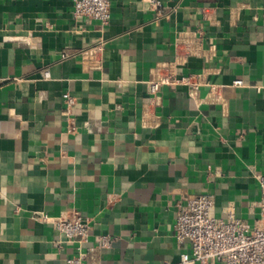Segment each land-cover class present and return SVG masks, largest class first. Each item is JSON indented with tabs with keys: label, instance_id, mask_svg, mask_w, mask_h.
I'll use <instances>...</instances> for the list:
<instances>
[{
	"label": "crops",
	"instance_id": "obj_1",
	"mask_svg": "<svg viewBox=\"0 0 264 264\" xmlns=\"http://www.w3.org/2000/svg\"><path fill=\"white\" fill-rule=\"evenodd\" d=\"M110 1L102 27L75 19L73 0H0V264L76 255L41 213L91 220L84 250L112 239L87 264H179L175 224L192 196L213 197L217 218L259 219L264 0H162V16ZM97 46L91 67L83 52ZM160 66L199 88L152 93Z\"/></svg>",
	"mask_w": 264,
	"mask_h": 264
},
{
	"label": "built area",
	"instance_id": "obj_2",
	"mask_svg": "<svg viewBox=\"0 0 264 264\" xmlns=\"http://www.w3.org/2000/svg\"><path fill=\"white\" fill-rule=\"evenodd\" d=\"M159 16L164 11L162 0H147ZM75 19L97 21L102 27L109 25L111 20L110 0H73ZM100 46L83 52V58L91 67L98 66L95 57ZM184 57L177 52V58H186L192 53V47L184 48ZM165 67L157 69L156 77L149 82L151 92L156 94L164 86L185 84L196 91L200 82L196 76L178 78L174 73L161 74ZM169 69H171L169 67ZM171 71V70H170ZM48 77V73H45ZM236 87L244 86L243 80H235ZM69 108L75 105L70 94L64 95ZM261 190L259 202L260 216L254 226L239 219L233 208L227 210L226 218L216 217V205L209 195H196L178 210L175 224V238L180 248L185 249L179 264H211L218 261L222 264H264V176H258ZM37 219L52 224L54 229L65 238V242L76 244V255L68 260V264H87L88 257L95 251H107L112 247L109 236H98L95 245L88 250L83 249L89 244L92 224L74 211L71 216L51 217L46 213L37 214ZM169 264V263H167Z\"/></svg>",
	"mask_w": 264,
	"mask_h": 264
}]
</instances>
